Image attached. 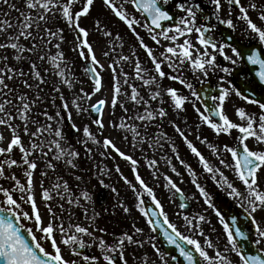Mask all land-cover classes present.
I'll return each instance as SVG.
<instances>
[{"label":"snow or ice","instance_id":"snow-or-ice-1","mask_svg":"<svg viewBox=\"0 0 264 264\" xmlns=\"http://www.w3.org/2000/svg\"><path fill=\"white\" fill-rule=\"evenodd\" d=\"M101 5L135 37L136 46L129 45L127 54L121 33L92 16L96 0H22L21 5L0 0V179L9 182L7 187L0 184V264H129L130 249L133 264H173L177 256L158 246L157 235L184 264H264V219H257L264 213V0H101ZM89 18L91 23L85 24ZM238 25L243 40L220 31L224 27L235 33ZM137 29L157 47L145 43ZM94 32L104 41L99 57L97 42L91 40ZM66 44L82 64L89 91L76 88L81 81L64 51ZM129 66L131 73L124 70ZM104 72L110 74L107 86ZM165 79L178 82L187 94L163 87ZM193 80L207 87L197 89ZM65 91L71 95L66 97ZM102 92L106 94L92 102ZM233 97L244 102L233 104L235 119L226 104ZM188 105L197 117L194 125L188 122ZM252 106L255 111L249 110ZM86 117L90 123L77 124ZM106 127L120 134L128 152L114 137L104 135ZM218 137L227 139L220 142ZM177 139L196 167L181 157ZM15 151L18 159L13 158ZM117 158L130 165L132 179L119 163L114 170L103 164ZM82 159L91 163L85 172L91 171L101 187L118 197L117 189L105 182L114 171L132 193L147 234L135 222L119 234L96 223L100 213H90L93 197L80 188L83 175L75 174L81 171ZM141 161L158 186L162 178L179 209H187L191 201L200 204V212H180L187 234L169 219L154 188L140 175ZM41 163L37 183L34 174ZM162 166L178 179L161 172ZM14 168L23 170V181ZM61 168L69 179L57 175L45 187L49 171ZM185 174L195 189L191 196L180 187ZM201 176L211 181L217 195L201 183ZM219 194L242 210L243 220L239 212L223 211ZM145 196L153 207L146 206ZM116 207L132 216L133 207L125 201L119 200ZM71 208L82 210L85 224L73 222ZM209 211L221 226L215 240L210 234L217 229ZM149 244L154 258L140 254ZM92 248L99 255L85 253Z\"/></svg>","mask_w":264,"mask_h":264},{"label":"rangeland","instance_id":"rangeland-1","mask_svg":"<svg viewBox=\"0 0 264 264\" xmlns=\"http://www.w3.org/2000/svg\"><path fill=\"white\" fill-rule=\"evenodd\" d=\"M15 3H17L18 5H21L22 3V0H15ZM4 9H7V7H4ZM8 10V9H7ZM15 12H12L11 13V16L12 17H15L16 16V13L14 14ZM14 15V16H13ZM100 16L102 19H104L107 23H109L110 27H111V30L113 31V33L119 31L121 33V35L124 37V41H125V45H124V48L122 49V51L124 52V54H127L128 53V46L129 45H133V42H134V37L132 35V33L123 25V24H120L118 23L117 21H115V19L109 14L107 13L104 8L102 7L101 5V0H96V8L95 10L93 11L92 13V16L95 17V16ZM0 18H3L2 16H0ZM85 24H90L91 23V18H89V20L87 21H84ZM67 37L69 40H71V35L66 33ZM91 40L93 42H97L95 44V47H96V54L97 56L99 57L100 56V49L103 47V44H104V41H103V38L101 35H97L95 32L92 34L91 36ZM71 47L70 44H66L64 46V51L66 53H68L69 55V60L72 61L75 65V74H76V78L77 80L81 81V83H78L76 85V88L78 89L79 87H84V89L86 91H89L90 88H91V84H90V81L87 79V77L84 76L83 72H82V64L80 61L78 60H74V53H70L69 52V48ZM53 51H55L53 49ZM118 51H121L120 49H118ZM102 59V57H101ZM125 71H128L131 73V67H125L124 69ZM109 80H110V74L108 72H104L103 73V82L105 84V86H107L109 84ZM106 93L102 92L100 93L99 95L95 96L93 98V101L94 102L96 99H99L101 96L105 95ZM64 95L67 97V96H70L71 93L65 91L64 92ZM121 115V112L119 110V108L116 109V116L119 117ZM109 116L107 114V112L105 113L104 115V121H105V124L107 125V122L109 120ZM195 118V117H194ZM197 121V118L194 120V119H189L188 122L189 124H192L194 125ZM77 124H81V123H90V120L89 118H85L84 120H77L76 121ZM93 127V131H95V126H92ZM202 132L205 134V135H208L209 138L211 139L212 138V135L210 133V131L207 129V128H204L202 129ZM5 135H9L8 133H5ZM104 135L105 136H108V135H111L112 137L115 138L116 140V143H117V146H119L122 150H124L125 152H128L129 149L127 147V145L125 144V142H123L121 139H120V134L117 132V131H112L111 129L107 128L105 129L104 131ZM25 141L27 140V137H24ZM217 139L218 141L220 142H225L226 140L222 137H218V138H215ZM201 148L205 149L202 145H200V150ZM203 154L208 157L209 156V153L205 152V151H202ZM19 152L18 151H15V154H14V157L13 158H19ZM149 155H151V153H149ZM181 157L183 159H185L187 162L189 163H192L193 165L195 164L193 162V158L188 155L187 153L185 154H181ZM95 160L99 163L101 162V158L99 157V155H96L95 156ZM87 161H82L80 162V168L81 170H83V166H87L85 163ZM120 163V167H121V170L123 171L124 175L127 176L129 179H132V173L130 171V165H128L127 163L123 162L122 160H119V158H117L116 161H113V160H110V159H107V164L105 165L107 168L109 169H113L114 170V167H115V164L116 163ZM88 165L90 166L91 168V164L89 162H87ZM175 163V161H174ZM178 167V169H180L181 171L182 168H180V166L177 164L176 165ZM44 165L41 163L38 170L36 171V173L34 174L35 175V179L37 181V183L40 181V175H39V171L41 169H43ZM13 171L15 172L16 176L21 179V181L24 180V176H23V170L22 169H18V168H14ZM60 171H63L62 169ZM138 171L140 173V175L142 176L143 179L146 180V182H148V184L150 186H152L154 188V192H155V195L157 197V199H159L162 203V206H163V209L164 211L167 213L169 219L176 223L178 228L182 231V232H185V234H187L186 232V229L183 228V221H182V217L180 216V211L176 208L175 204H174V200L172 199L170 201L169 197L171 195V193H169V191L167 189H165L163 187V180L162 178L160 179L159 181V186L157 185V182L156 181H153L149 175V171L144 167V163L143 161L140 162V167L138 168ZM199 171V170H198ZM161 172H167L169 175L172 176V178L174 180H177L178 178H176L171 172L169 169H167L166 167L162 166L161 167ZM78 173H81V172H78ZM57 175H63L61 174V172H58V173H53L51 171H49V177L46 178L44 180V185L45 187H49V183L50 181H55L56 179V176ZM198 175H199V172H198ZM88 176H92L94 178V182H97L95 176L92 174V172L90 171V174ZM69 178V177H68ZM184 180L185 182L183 184H180V187L183 189V191L185 192L186 195L188 196H191L195 189L194 187L191 185L190 181H189V178L188 176L185 174L184 176ZM106 183H110L112 186H114L118 193H119V196L117 197L116 194L112 193L111 190L109 188H106L108 189L109 193H110V196H109V202L106 206L105 209H109L111 207H113L114 205V200L117 199V201L119 200H123L126 202V204L130 207H133V212H132V216H131V220H132V223L135 222L137 226L139 227H144L145 228V233L147 234L148 233V229L143 221V219L139 216V213L137 211H135L134 209V201H133V197H132V193L130 192V190L127 189V187L123 184V182L119 179V177L114 173L113 171V175H112V178H111V181H108L106 179L105 181ZM201 183H205L204 181V178L201 176ZM0 184H3L4 186H8L9 182L7 180H3V179H0ZM99 185V184H98ZM101 187V186H100ZM209 190V189H208ZM37 192H39V188H37ZM77 194H79L77 192ZM95 194V193H93ZM37 201H38V204H39V196H37ZM196 206L197 208L192 211V212H189L187 214H195L197 212H200L202 211V208L200 206V204L196 203V201H192ZM68 206L66 205V208ZM113 209V208H112ZM41 210H43V206L41 205ZM66 216H65V220L67 222V216H68V213L66 212L65 213ZM207 214H210V211L207 213ZM209 216V215H208ZM211 220L212 218L209 217ZM72 220L74 223H81V224H85L86 221H85V217L83 215H80V216H73L72 217ZM212 224L213 226L216 227L217 229V233L215 234H210L211 235V238L212 239H216L215 236L218 235L221 231V226L218 224V222L216 221V219H214V221L212 220ZM205 227V231L207 232L208 231V226H204ZM105 239L111 241L112 237L111 236H106ZM157 242V241H156ZM93 254H96V255H99V253L96 251L95 248H92V249H89ZM131 249L129 250V264H133V260H132V257H131ZM144 253H147L149 257H153V250L152 248L150 247V244L149 245H145V248L143 250H141V255H143ZM64 254L67 256L69 255L68 253V250L65 249L64 250ZM154 258V257H153Z\"/></svg>","mask_w":264,"mask_h":264},{"label":"flooded vegetation","instance_id":"flooded-vegetation-1","mask_svg":"<svg viewBox=\"0 0 264 264\" xmlns=\"http://www.w3.org/2000/svg\"><path fill=\"white\" fill-rule=\"evenodd\" d=\"M242 2H245V3H246L247 0H242ZM225 9H227V5H226V4H225ZM3 11L6 12V11H8V10H7V9H4ZM222 15H223V13H222ZM233 15L235 16V12L233 13ZM251 15H252V18L255 20V19H256V13L253 12V13H251ZM137 31H139L140 35L144 38L145 43H147L150 47H153V48H156V47H157V46L154 44V42H152V41L150 40L148 34H147L144 30H142V29H137ZM220 31H221V32H224L225 34H232V35L234 36V39H235V40H238V41H239V40H243V37H242L241 34H240L239 25H238L237 30H236L235 33H231L230 30H228V29H226V28H224V27H221V28H220ZM133 37H134V36H133ZM192 40L195 41V36H194V35H193V37H192ZM133 46H136L135 37H134ZM137 50H138V52H139V56H140V59H141L142 63H143V62H146V59H147V58H146L145 54L143 53V51L140 50V49H138V48H137ZM160 50H162V49H160ZM146 66L150 67V64H146ZM164 70H165L166 72L168 71V69H166V68H165ZM189 79H191L190 76H189ZM134 83H136V82L134 81ZM193 83H194V86H195L197 89L201 88L202 86H203V87H207V85H201L199 82H197V81H195V80H193ZM210 83L214 84L215 81H214V80H210ZM234 83H237V81L234 80ZM162 86H163V87H169V86H170V87H174V88H177V89H180V90L184 91V93L187 94V90L183 89L182 85H180L178 82H174V81H170V80L165 79V80L162 82ZM142 94H143V92H142ZM226 104H227V112H228V115L230 116V118L235 119V117H234L233 114H232V112H233V108H232L233 104H235V105H237V106H241V105L244 104V102L241 101V100H239V98L233 97L230 101L226 102ZM198 106H199V105H198ZM187 107H188V110H187L186 115H187L188 120H189V119H190V120H191V119H194V120H195L197 117H196L195 112L192 110L191 105H188ZM249 110H251V111H255L254 106L250 107ZM194 117H195V118H194ZM166 130L171 134V132H172L171 128H167ZM222 138H224V137H222ZM224 139L226 140L227 138H224ZM176 143H177V145H178L179 148H180V154H184V153L186 154V153H187V152H186V149L183 147V145L181 144V142H180L178 139L176 140ZM197 146L200 148V145H199V144H197ZM81 151H82V149H81ZM201 151H205V152H207V150H206V149H203V148H201ZM207 153H208V152H207ZM118 163H119V162H118ZM103 164H107V159L103 160ZM119 164H120V163H119ZM193 167H196V165L194 164ZM198 172H199V171H198ZM83 180H84V182H82V183H85V184H89V183H91V182L94 181L92 178H89V177L86 178V179H83ZM204 181H205L206 186H207V188L209 189V191L213 192V195L215 196V195H216V191H215L214 187L212 186L211 181H207V180H205V179H204ZM221 195L223 196V194H221ZM196 208H197V206L191 201V211H190V212L194 211ZM207 215H209V217H211L213 221H214V219H216V218H215V215H214L213 213H211V211H210V214H207ZM257 219H264V213H258V214H257ZM216 221H217V220H216ZM218 224H219V223H218ZM205 226H206V225H205ZM248 230H250V229H248ZM217 236H218V235H216L215 238H217ZM220 242H221V244H222V243H223V240H221Z\"/></svg>","mask_w":264,"mask_h":264},{"label":"trees","instance_id":"trees-1","mask_svg":"<svg viewBox=\"0 0 264 264\" xmlns=\"http://www.w3.org/2000/svg\"><path fill=\"white\" fill-rule=\"evenodd\" d=\"M84 160H81V162ZM63 171H60L61 174H63L64 179H69V174L67 172L66 169L61 168ZM81 173H75L77 175H83V179L88 178L90 171L85 172V170H81L79 171ZM92 177V176H90ZM71 183V180H70ZM98 185L95 186V183L92 184H85V183H81L80 188L82 190H87L89 191V193L92 195L93 197V188L97 187ZM118 203V201L116 200L114 205ZM90 213L92 210H94L95 212H99L100 215L96 218V223L100 226V227H106L109 232H114L116 234H119L121 232V230H128L129 226L132 224V220L129 218V216H126L122 210L119 207H116L115 209H112L113 207L109 208L108 211H104L101 208H98L95 205L94 202V197H93V202L91 204L88 205ZM68 208V207H67ZM72 210L76 211V213H78V216L83 215L82 214V210L79 208H71ZM70 210V209H69ZM114 212V214H113ZM66 216V215H65Z\"/></svg>","mask_w":264,"mask_h":264},{"label":"water","instance_id":"water-1","mask_svg":"<svg viewBox=\"0 0 264 264\" xmlns=\"http://www.w3.org/2000/svg\"><path fill=\"white\" fill-rule=\"evenodd\" d=\"M211 103V102H209ZM217 195V194H216ZM144 199L146 200V206L147 207H153L151 205V202L148 198H145ZM107 200V191L105 190H102V191H99L98 194H97V203L99 205H104L105 202ZM221 201H224L225 203H223L222 207H223V211L226 212V213H230V214H236L237 212L240 213V216H241V219L243 220V213H242V210L240 209H237L236 206L230 201L228 200V198H225L221 195H219V200L217 201L218 204H220ZM175 202L176 204L178 205V200L175 199ZM190 209V206L187 208V209H184V211H187ZM244 224L246 226H248V221L244 220L243 221ZM247 228V227H246ZM248 228L250 229V226H248ZM247 230V229H246ZM157 242L159 244V246L161 247L162 250L164 251H167L169 252L171 255H175L177 256V260L175 261L176 264H184L183 262V258L179 256V253L176 252L172 246L168 245L164 240H163V237L160 236V235H157ZM86 254H89V255H92V253L88 250V249H85L84 250Z\"/></svg>","mask_w":264,"mask_h":264}]
</instances>
